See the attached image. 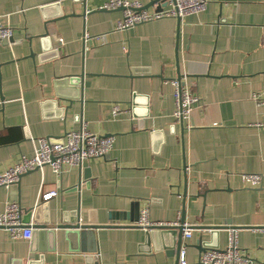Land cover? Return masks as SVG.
<instances>
[{
  "label": "crops",
  "instance_id": "0c3cea01",
  "mask_svg": "<svg viewBox=\"0 0 264 264\" xmlns=\"http://www.w3.org/2000/svg\"><path fill=\"white\" fill-rule=\"evenodd\" d=\"M106 1L0 0L13 29V45L0 46V175L34 155L32 140L82 125L115 136L106 158L60 176L45 166L0 187V214L10 203L26 213L55 191L35 218L58 224L77 214L100 226L95 236L24 240L0 228V264H84L88 255L98 264H176L172 232L161 231V243L137 226L144 210L151 224L183 219L192 228L182 237L187 264L226 248L231 228L253 264H264V185L242 179L264 177V107L255 99L264 91V0H209L199 15L127 31L117 30L121 10L102 9ZM137 1L149 13L164 6ZM176 79L199 99L182 122ZM92 246L96 253H84Z\"/></svg>",
  "mask_w": 264,
  "mask_h": 264
},
{
  "label": "built area",
  "instance_id": "2783aa9c",
  "mask_svg": "<svg viewBox=\"0 0 264 264\" xmlns=\"http://www.w3.org/2000/svg\"><path fill=\"white\" fill-rule=\"evenodd\" d=\"M209 0H162L163 8L159 11L149 13L144 9L141 2L137 0H107L102 9L107 11H122V18L117 23L118 31H127L137 25L152 21L172 18L181 19L183 17L199 15L208 6ZM6 20V21H5ZM13 29L8 22V17L0 13V46H12ZM88 40L89 38H85ZM174 87L176 122H182L190 117L196 109L199 99L191 93L181 79L171 81ZM260 105L264 107V91L261 96H256ZM119 106L113 109L114 117L121 114ZM34 143V155L32 157L23 156L21 160L7 172L0 175V187H9L19 183L22 176L40 170L45 166H50L53 172L61 175L65 167H82L91 159L106 158L113 150L115 136H100L88 130L86 125H82L79 131L66 133L61 139L39 138L32 140ZM243 181L253 188L264 185V177L257 174H246L242 176ZM58 195L55 191L41 192L39 204L49 202ZM148 210L141 213L137 226L145 229L154 227H177L180 224L154 225L148 220ZM26 213L16 203L6 206L0 214V228L10 233L13 239L31 240L33 238V223H25ZM183 237L191 238L192 228L184 224ZM264 230V229H263ZM185 249L180 253V264H187L184 260ZM239 245L238 230L231 228L228 235L226 248L206 250L200 256V264H253Z\"/></svg>",
  "mask_w": 264,
  "mask_h": 264
},
{
  "label": "water",
  "instance_id": "95a60500",
  "mask_svg": "<svg viewBox=\"0 0 264 264\" xmlns=\"http://www.w3.org/2000/svg\"><path fill=\"white\" fill-rule=\"evenodd\" d=\"M154 3L151 4V6L153 5ZM146 9V8H144ZM104 10V9H103ZM121 10V9H120ZM107 11V10H106ZM46 29L47 31L49 32L48 30V25H46ZM46 33L45 36H48L49 33ZM86 41V39L84 40V42ZM82 186V182L80 181L79 185H77V190H79ZM46 202L42 203V204H39L37 205L35 208L31 209V210H28L26 212V216L24 217V222L25 223H30L32 222V217L34 219V222L33 223V229H34V233L37 232L38 236H39V240L41 241V238L43 236H47L49 234H53L55 233L56 231H63V235H64V239L68 242H71L73 241L74 239L79 241V243H85V241L90 237V238H93L95 236V230H97L100 226H84L82 223H81V218L80 217H77V214H76V218H71V219H62V221L58 224H55V223H51L50 221L48 220H45L44 222L43 221H40L38 219H36V214L38 215L41 211H44L45 210V207H44V204ZM121 216V214H118V215H114L112 214L111 215V220H115L117 217ZM117 220V219H116ZM185 224V221L182 219L180 221V225L177 226V227H154V228H150V229H147L148 233L150 234V240L153 239L152 237L156 239L158 238V241L159 242H164L165 240V234H161L160 232L161 231H170L172 232L171 235L174 237V248H171V250L174 249V252L177 256V263L176 264H179L180 262V253H181V249H182V243H183V231H184V227L183 225ZM221 228H216V227H212V228H209L208 230H211L212 232L213 231H219ZM34 235V234H33ZM212 236V240H213V243L215 242L214 239L216 236L215 234H211ZM148 239V240H149ZM203 253L206 251L202 250ZM97 250L94 249V246H92L89 250L85 251L84 250V253H88V254H94L96 253ZM40 260L43 261L44 260V256H43V253L40 257ZM84 264H98V262L96 263L94 261V259H92V257H90V255L86 256L85 257V260H84Z\"/></svg>",
  "mask_w": 264,
  "mask_h": 264
}]
</instances>
